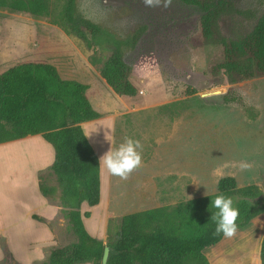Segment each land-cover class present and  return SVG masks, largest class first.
Segmentation results:
<instances>
[{
  "label": "rangeland",
  "instance_id": "374dc122",
  "mask_svg": "<svg viewBox=\"0 0 264 264\" xmlns=\"http://www.w3.org/2000/svg\"><path fill=\"white\" fill-rule=\"evenodd\" d=\"M211 1L218 11L215 30L227 40L245 37L264 13V0ZM48 2L47 15L0 8V52H10L11 67L24 60L49 62L63 78L89 85V99L110 123V129L95 121L83 126L101 156L125 137L143 145L142 163L127 180L101 167V202L82 205L83 212L91 211L84 221L92 235L113 242L123 215L213 194L227 175L239 186L257 184L264 194V75L230 79L220 67L219 39L203 36L204 10L182 0L168 7H148L143 0H76L75 16L101 29L85 39L66 29L67 0ZM117 49L138 88L135 96L116 93L101 74ZM30 149L20 150V139L0 145V188L20 182V162L29 160L21 152ZM241 160L252 169L233 167ZM52 162L24 169L26 185L33 180L56 192L46 196L45 210L28 208L38 223L26 221L20 234L0 226V264H49L53 248L77 241ZM263 236L264 213L204 252L209 260L216 256L215 264H262Z\"/></svg>",
  "mask_w": 264,
  "mask_h": 264
},
{
  "label": "trees",
  "instance_id": "16d2710c",
  "mask_svg": "<svg viewBox=\"0 0 264 264\" xmlns=\"http://www.w3.org/2000/svg\"><path fill=\"white\" fill-rule=\"evenodd\" d=\"M75 1L67 0L66 29L85 39L87 33L98 35L99 26L75 16ZM182 1L205 11L203 36L219 39L223 46L220 67L232 81L264 75V13L245 37L227 40L219 38L215 30L218 11L211 0ZM0 8L33 15H47L50 9L48 0H0ZM101 74L116 93H138L118 49L105 62ZM88 88L87 83L63 78L49 62H20L0 73V144L41 134L55 149L51 169L64 187L62 201L77 241L53 248L49 264H215L216 256L209 260L204 249L224 236L215 234L216 225L210 218L217 209L211 200L221 193L233 199L239 210L237 229L264 213L260 187L239 186L233 175L221 177L213 194L123 215L113 242H104L88 230L84 217H90L91 211L83 212L82 205L98 206L101 202V166L82 123L102 116L89 99ZM39 187L45 196L56 192L54 186L40 183ZM107 246L110 253L104 263ZM261 261L264 264V236Z\"/></svg>",
  "mask_w": 264,
  "mask_h": 264
},
{
  "label": "crops",
  "instance_id": "0c3cea01",
  "mask_svg": "<svg viewBox=\"0 0 264 264\" xmlns=\"http://www.w3.org/2000/svg\"><path fill=\"white\" fill-rule=\"evenodd\" d=\"M0 24L2 21L0 20ZM10 62V52H0V73L7 71L11 66ZM20 62H33V61H20ZM67 79L70 77H66ZM98 110V109H97ZM99 111V110H98ZM99 122L97 125H108L110 129V123L108 121L103 122L101 117L90 120ZM88 122V121H86ZM86 122H83L84 126ZM90 140V139H89ZM16 141V140H15ZM23 142V143H21ZM37 143L41 146V149H37ZM92 143V142H91ZM3 144V143H2ZM0 144V145H2ZM93 145V144H92ZM94 146V145H93ZM25 148H31L30 151L24 153L23 155L28 157V161L20 162V182L11 181L8 182V186L0 188V198L5 199L6 203L4 205L0 204V226L8 227V231L19 233L23 232L28 224L26 221L31 223H38L31 218L28 208L31 206H36L37 211L45 210L44 205L47 201L45 195L42 194L38 182L36 184L33 182L30 185L24 183V169L28 168H37L42 162H48V160L54 161L55 159V149L47 142L41 134L28 135L20 139V150ZM95 148V147H94ZM98 151L99 157H101L100 151ZM53 163V162H52ZM20 184L18 190L14 189V184ZM102 189H103V178L101 176V198H102ZM85 204V202L83 203ZM87 204V203H86ZM88 205V204H87ZM30 224V223H29ZM22 225L23 230H17ZM41 227V223L38 224ZM87 227V226H86Z\"/></svg>",
  "mask_w": 264,
  "mask_h": 264
},
{
  "label": "clouds",
  "instance_id": "9594fccd",
  "mask_svg": "<svg viewBox=\"0 0 264 264\" xmlns=\"http://www.w3.org/2000/svg\"><path fill=\"white\" fill-rule=\"evenodd\" d=\"M143 3L148 7H157L161 5L163 7H168L171 5L172 0H143ZM86 136H90V134ZM106 139L112 143L107 136ZM142 152L143 145L139 140L133 139L132 137H125L124 141L121 142L118 147L113 148L111 146L109 150L99 158V165L105 169L108 174L117 176L122 180H127L132 172L140 167L142 163ZM233 167L238 168L240 171H247L252 169L253 164L249 161L241 160L234 163ZM192 183L199 185L195 181ZM211 205L213 208L217 209V211L212 213L210 218L216 225L215 234H223L225 238L233 237L237 232V219L239 216V210L233 206V199L221 193L211 200Z\"/></svg>",
  "mask_w": 264,
  "mask_h": 264
},
{
  "label": "water",
  "instance_id": "95a60500",
  "mask_svg": "<svg viewBox=\"0 0 264 264\" xmlns=\"http://www.w3.org/2000/svg\"><path fill=\"white\" fill-rule=\"evenodd\" d=\"M216 92H219V90L218 91H213L212 93H216ZM109 253H110V248H109V246H107L106 248H105V253H104V258H103V262L104 263H106L107 262V259H108V256H109Z\"/></svg>",
  "mask_w": 264,
  "mask_h": 264
}]
</instances>
